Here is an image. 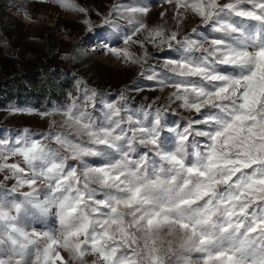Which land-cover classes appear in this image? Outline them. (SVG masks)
<instances>
[{
  "label": "snow or ice",
  "instance_id": "6c2138e0",
  "mask_svg": "<svg viewBox=\"0 0 264 264\" xmlns=\"http://www.w3.org/2000/svg\"><path fill=\"white\" fill-rule=\"evenodd\" d=\"M166 2L177 30L149 28L138 19L149 9L138 5H115L104 24L119 30V15L135 29L125 45L175 48L180 58L166 61L171 76L160 84L197 117L164 135L166 109L125 118L121 96L93 120L98 93L85 88L83 108L73 101L59 131L0 140V172L15 181L0 191V264H86L88 255L92 264H264V0ZM189 12L216 35L192 28L181 38ZM109 51L139 62L127 47ZM53 213L58 228L26 227Z\"/></svg>",
  "mask_w": 264,
  "mask_h": 264
},
{
  "label": "rangeland",
  "instance_id": "374dc122",
  "mask_svg": "<svg viewBox=\"0 0 264 264\" xmlns=\"http://www.w3.org/2000/svg\"><path fill=\"white\" fill-rule=\"evenodd\" d=\"M75 3L86 12L63 8L58 0H0V140L14 142L24 129L36 139H41L42 133L59 131L64 119L62 112L73 101L83 108L85 88L89 94L92 90L98 93L95 107L90 103L87 109L93 120H103L105 104L120 102L121 96L126 101L121 102L127 109L123 113L125 118L129 114L143 118L145 111L154 117L157 108L166 109L162 112L164 135H171L167 128L178 124L183 127L188 119L197 117L195 112L181 108L179 101L169 102L173 89L160 84L171 76L166 61L180 58L175 48L151 43H145L144 47L131 42L125 45V38L135 29L119 15L112 16L121 25L119 30L104 24L115 5H138L149 9L146 16L138 17L149 28L163 25L170 31L177 30L174 3L166 0H75ZM192 28H197L198 33L216 35L189 12L180 23L179 36L182 38ZM145 36L144 32L137 33L133 40L142 41ZM125 47L139 62H124L109 51ZM153 75L156 78L149 79ZM80 139L86 141L87 137ZM48 143L56 147L54 142ZM137 150L142 155L149 148L137 144ZM20 159L10 157L8 162ZM95 159L85 158L92 166H96L92 163ZM69 163L81 166L77 161ZM6 175L7 171L0 172V191L11 189L15 183L12 179L5 180ZM26 227L46 231L58 228V221L53 213L39 226L32 222ZM61 255L68 258L66 252L61 251ZM94 259L95 256L88 255L85 262L92 264Z\"/></svg>",
  "mask_w": 264,
  "mask_h": 264
}]
</instances>
